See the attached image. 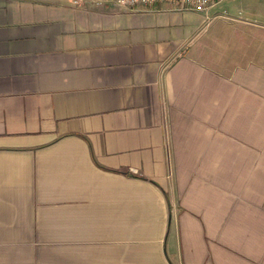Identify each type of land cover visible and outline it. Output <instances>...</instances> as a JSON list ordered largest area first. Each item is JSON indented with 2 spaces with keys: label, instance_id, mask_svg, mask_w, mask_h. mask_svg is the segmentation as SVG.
Returning <instances> with one entry per match:
<instances>
[{
  "label": "crops",
  "instance_id": "obj_1",
  "mask_svg": "<svg viewBox=\"0 0 264 264\" xmlns=\"http://www.w3.org/2000/svg\"><path fill=\"white\" fill-rule=\"evenodd\" d=\"M254 8L0 0V264H264Z\"/></svg>",
  "mask_w": 264,
  "mask_h": 264
},
{
  "label": "built area",
  "instance_id": "obj_2",
  "mask_svg": "<svg viewBox=\"0 0 264 264\" xmlns=\"http://www.w3.org/2000/svg\"><path fill=\"white\" fill-rule=\"evenodd\" d=\"M221 1L222 0H114L116 4L128 6L130 8L138 4L151 5L153 3L167 2L183 10L196 12H204Z\"/></svg>",
  "mask_w": 264,
  "mask_h": 264
},
{
  "label": "rangeland",
  "instance_id": "obj_3",
  "mask_svg": "<svg viewBox=\"0 0 264 264\" xmlns=\"http://www.w3.org/2000/svg\"><path fill=\"white\" fill-rule=\"evenodd\" d=\"M254 1V13L247 15L249 19L255 20L259 23L264 24V0H253ZM244 17V15H238Z\"/></svg>",
  "mask_w": 264,
  "mask_h": 264
}]
</instances>
